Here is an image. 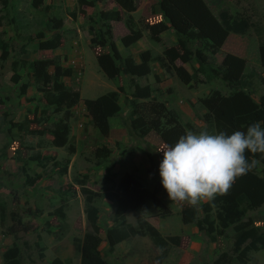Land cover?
Returning <instances> with one entry per match:
<instances>
[{
    "label": "rangeland",
    "instance_id": "obj_1",
    "mask_svg": "<svg viewBox=\"0 0 264 264\" xmlns=\"http://www.w3.org/2000/svg\"><path fill=\"white\" fill-rule=\"evenodd\" d=\"M201 1L210 12L198 29L210 39L204 51L206 59L225 71L211 83L194 88L181 83L174 74L177 69L192 75L198 67L194 59L169 64L165 58L171 67L169 72L157 61L164 57L162 48L176 46L179 35L194 29L168 0H42L38 6L33 0L0 3V264H6L4 254L11 248L20 254V264H80L75 245L91 230L85 215L88 197L114 191L125 173L132 174L151 192L161 183L163 153L155 136H148L145 142L147 135L140 139L129 127V102L135 85H147L152 91L149 99L138 102L163 104L176 114L186 133L216 134L212 115L201 99L228 97L242 90L259 103L264 95V69L258 54L264 44V0ZM113 13L120 20H110ZM105 14L108 19L103 20ZM104 23L110 27L104 31L113 45L109 42L104 48L91 47L88 30L97 34ZM138 31L141 37L136 44L124 47L121 39ZM56 35L60 36L56 49H39L41 42ZM200 44L189 46L195 50ZM112 47L122 58L137 57L138 52L135 63L140 62L142 53L149 52L150 74L107 79L96 57L101 53L112 55ZM22 61L26 62L24 67H20ZM41 61L48 63V74L57 65L73 69L71 76L61 79L66 88L79 91L78 102L70 109L67 131L56 132L62 112L55 105L45 104L40 90L43 86L35 82L27 67ZM119 86L123 88L119 93L120 112L109 119L111 133L103 138L91 124L86 103L117 91ZM98 149L106 150V157H97ZM251 172L264 178V164L259 163ZM204 203L195 209L200 219L205 216L201 210ZM92 205L98 209V249L107 264H264V244L257 250H247V241L236 248L234 228L219 234L213 211L210 234L193 224H183L180 212L191 207L172 203L163 187L140 208L127 211L124 222L140 230L152 227L163 239L165 251L142 232L108 252L106 231L114 226L115 203L95 198ZM59 211L64 213V220L58 218ZM249 220L261 236L264 203L246 208L242 222ZM204 228L208 229L206 225ZM243 254L245 257H241Z\"/></svg>",
    "mask_w": 264,
    "mask_h": 264
},
{
    "label": "trees",
    "instance_id": "obj_2",
    "mask_svg": "<svg viewBox=\"0 0 264 264\" xmlns=\"http://www.w3.org/2000/svg\"><path fill=\"white\" fill-rule=\"evenodd\" d=\"M41 1L33 0V5L38 6ZM5 2L6 0H0V3ZM168 2L191 23L194 29L179 35L176 46L163 48L164 57L157 59L160 68L164 69L165 72L171 71V67L166 63L165 58L169 64L175 60L187 63L194 59L198 67L192 75L174 69V74L178 80L190 88H194L199 84L211 83L214 79L220 77L225 70L221 66L209 64L204 51L208 49L210 39L204 33L198 31L210 17L208 8L201 0H168ZM106 15H104L103 20L108 19ZM111 18L110 20L114 21L120 20L116 13H113ZM127 27L131 31L133 30L130 24H127ZM109 28V25L104 23L103 28L97 34L91 28L88 30L91 47L104 48L109 44L110 41L106 37L109 33L106 35L104 31L109 30ZM131 33L121 39L124 47H129L141 37L140 31ZM223 35V33L219 34V36ZM216 38L218 39V37ZM197 42L202 43L200 48L192 49L190 46ZM59 44L60 36L56 35L52 40L41 42L39 49L53 50ZM111 44L113 45V43ZM258 54L260 65L264 69V44L259 46ZM96 58L98 67L109 80H115L120 75L145 77L150 74L149 64L152 62V58L147 51L140 55L139 63H135L130 56L122 58L115 47H112V55L101 53ZM25 65L26 62L22 61L20 67ZM27 67L33 72L35 82L43 86L40 90L43 93L45 104L55 105L62 112L61 120L55 124L56 132L67 131L68 120L71 116L70 109L77 104L79 91L74 87L66 88L61 79L64 76H71L73 69L57 65L54 67L53 73L48 74L45 71L48 67L46 61H41L37 65L28 63ZM37 67L43 72L40 73ZM155 79L156 82H159L157 75H155ZM122 90L123 88L119 86L117 91L108 92L98 97L94 102L86 103L87 109L90 111L91 124L103 138L108 137L110 133L109 119L120 112L118 101L119 93ZM151 93L152 91L147 85L143 87L134 86L132 99L129 102L130 130L133 133L137 132L136 134L140 139L151 132H155L164 144L174 145L179 137L186 134V131L178 124L176 114L167 110L163 104L155 101L150 105L138 102L142 99H149ZM200 102L212 115L216 134L226 132L230 135L237 130L246 131L247 127L255 122H260L264 127V95L260 98L259 103H256L244 91L238 90L228 97L204 98ZM163 119L164 123L162 122ZM69 152L72 153L71 150ZM105 154L106 150L98 149L96 151V156L99 158L106 157ZM248 157L249 160L258 159L260 163L264 164L261 154H255V156L248 154ZM67 165L68 162L66 161L65 168ZM162 187V183H157L151 192L132 174L125 173L114 191L96 193L92 197H88L85 215L91 230L84 234L79 244L75 245L76 250L80 252V264H107L98 249L101 238L97 227L98 209L92 205L95 198H103L114 202L116 206L113 215L114 226L106 231L108 252L111 253L118 243L142 234V232H145L158 248L165 251L166 246L163 239L152 227L148 226L145 230H140L124 222V214L127 211L136 210L146 201L153 199L162 190ZM262 203H264V178H259L250 172L242 177L238 185L233 186L227 196H217L212 203L205 202L201 205V210L205 214L204 218L200 219L197 211L191 207L181 210V221L183 224H193L198 230H204L210 234L214 228V221L210 220V213L213 211L219 234L222 235L229 228H234V245L236 248L249 241L250 245L247 250H257L261 244H264V233L259 236L258 230L253 226L251 220L242 221L245 217L246 208H253ZM161 216L164 218L166 214H161ZM58 218L64 220L65 216L62 211H59ZM205 225L208 227L207 230L204 228ZM10 233H14V230L10 229ZM241 257H245V255L243 254ZM4 258L6 264H20V254L14 248L7 250ZM241 260L244 261L242 258Z\"/></svg>",
    "mask_w": 264,
    "mask_h": 264
},
{
    "label": "clouds",
    "instance_id": "obj_3",
    "mask_svg": "<svg viewBox=\"0 0 264 264\" xmlns=\"http://www.w3.org/2000/svg\"><path fill=\"white\" fill-rule=\"evenodd\" d=\"M160 152L159 174L169 200L199 210L201 202L212 203L217 196H227L236 181L260 163L249 160L248 154H261L264 159V127L255 122L246 131L230 135L188 131Z\"/></svg>",
    "mask_w": 264,
    "mask_h": 264
},
{
    "label": "crops",
    "instance_id": "obj_4",
    "mask_svg": "<svg viewBox=\"0 0 264 264\" xmlns=\"http://www.w3.org/2000/svg\"><path fill=\"white\" fill-rule=\"evenodd\" d=\"M136 44V43H135ZM135 44H132L131 46H129L128 48H132V46L133 45H135ZM163 49V48H162ZM163 51V50H162ZM161 51V52H162ZM134 61H136V62H138L137 60H138V52H137V57H133L132 58ZM162 69V68H161ZM160 74V73H159ZM110 133H111V130H110ZM155 136V139H156V145L159 147V148H162L165 144H162V140H161V138H159L156 134H153V133H149L143 140L146 142V138L148 137V136ZM140 208V207H139ZM138 209V208H137Z\"/></svg>",
    "mask_w": 264,
    "mask_h": 264
}]
</instances>
